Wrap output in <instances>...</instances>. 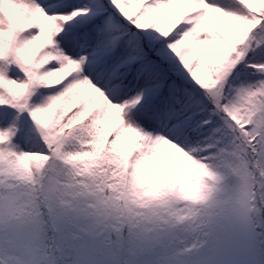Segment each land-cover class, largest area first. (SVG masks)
Returning a JSON list of instances; mask_svg holds the SVG:
<instances>
[{"label": "snow or ice", "instance_id": "6c2138e0", "mask_svg": "<svg viewBox=\"0 0 264 264\" xmlns=\"http://www.w3.org/2000/svg\"><path fill=\"white\" fill-rule=\"evenodd\" d=\"M0 264H264V0H0Z\"/></svg>", "mask_w": 264, "mask_h": 264}]
</instances>
